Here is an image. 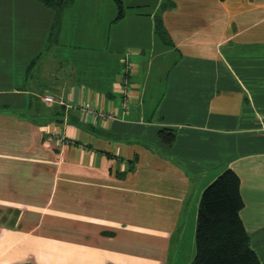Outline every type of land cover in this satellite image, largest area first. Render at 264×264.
I'll return each mask as SVG.
<instances>
[{
    "label": "crops",
    "instance_id": "obj_1",
    "mask_svg": "<svg viewBox=\"0 0 264 264\" xmlns=\"http://www.w3.org/2000/svg\"><path fill=\"white\" fill-rule=\"evenodd\" d=\"M121 1L115 20L116 0H68L60 14L41 0H0V209H17L10 227L0 221V264H135L142 209H170L171 237L174 209H197L227 168L264 264V0ZM161 129L177 133L172 145ZM53 178L71 196L74 232L32 239L38 223L11 240L29 221L16 205Z\"/></svg>",
    "mask_w": 264,
    "mask_h": 264
},
{
    "label": "rangeland",
    "instance_id": "obj_2",
    "mask_svg": "<svg viewBox=\"0 0 264 264\" xmlns=\"http://www.w3.org/2000/svg\"><path fill=\"white\" fill-rule=\"evenodd\" d=\"M128 55L130 54H127V56ZM46 62L51 65L53 63L49 60H46ZM38 105L43 110H45V108L39 102ZM63 171L65 185V166L63 167ZM49 178L50 177H48V179ZM63 189L65 192L69 191L68 188L64 187ZM28 193L30 196L27 195L26 197L28 200L27 206H16L20 212H27L29 221L21 224L20 228L22 231H17L16 234L10 235V237H13L11 240L20 239L22 234L25 232H30L29 230H31V228L36 226L38 223H40V226L36 229V231H34V233L29 235V237L32 239L35 237V233L37 236L45 238H69L71 233L74 232L71 228L72 225L70 220V212L73 206L71 196L69 197V195H62V191L60 190L58 184L54 182V178L52 181H46V191H39V189H37L35 186H32ZM202 193L203 192L200 194L202 195ZM200 199L201 197L199 200ZM151 200L158 201V199ZM74 209H86V205L80 207L75 205ZM198 209L199 206L197 209H178L176 214H174L176 212V209H174L172 222L176 220V224L175 229L172 231L171 237L170 209H142V215L144 217L142 227L145 231L148 230V232H143L142 241L138 242L140 245L139 247L142 250V254H136L135 264H191L196 254V220ZM13 210L15 211L17 209H0V221L3 223L7 222L9 216L13 214ZM55 210L61 212L60 214L62 216L59 215V217H56L54 215ZM53 220L57 221L55 227L51 224V221ZM4 225L10 227L12 223L7 222ZM5 226L0 225V233L7 235L9 231ZM168 227L169 229L167 232V237L163 239L161 232ZM154 235L158 236L155 237ZM9 246L10 249H8V251L11 253V255H16L18 251L22 249L21 241L20 243ZM128 247L134 249L135 243L132 242L130 245H128ZM58 249H60V252H62L65 257L70 259L71 247L69 245L64 244L58 246ZM152 249L159 250L158 252L152 253L154 257H158L157 261H144V258L146 257L145 254H147V252L151 251ZM127 255L129 261H131V253H127Z\"/></svg>",
    "mask_w": 264,
    "mask_h": 264
},
{
    "label": "trees",
    "instance_id": "obj_3",
    "mask_svg": "<svg viewBox=\"0 0 264 264\" xmlns=\"http://www.w3.org/2000/svg\"><path fill=\"white\" fill-rule=\"evenodd\" d=\"M41 1L58 8L60 14L68 0ZM116 3L118 14L115 20H120L124 17L125 6L121 0H116ZM58 20L59 15L56 23ZM176 137L177 133L171 129L159 132L160 141L167 145H172ZM244 207L240 177L227 168L201 195L196 224V254L191 264H261L251 247L250 233L241 217Z\"/></svg>",
    "mask_w": 264,
    "mask_h": 264
},
{
    "label": "built area",
    "instance_id": "obj_4",
    "mask_svg": "<svg viewBox=\"0 0 264 264\" xmlns=\"http://www.w3.org/2000/svg\"><path fill=\"white\" fill-rule=\"evenodd\" d=\"M124 63L126 64V71L125 72L129 73V70L131 68V63L128 60H125ZM125 82H126V84H125V89H124V95H125V97H124V105L127 107L128 103L130 101V94H129L130 93V91H129L130 89H128L129 85H128L127 81H125ZM44 101L47 104H50V105H53V104H56V103L62 104V105H66L65 102L57 101V100H55L54 98H52L50 96L44 97ZM85 107H86L87 110H90V108H91L90 105H86ZM100 114L102 116H104L105 118H107V119L113 118L115 116L114 114L106 113V112H104V113L100 112ZM61 138L62 139L60 141L63 142L64 141V137H61Z\"/></svg>",
    "mask_w": 264,
    "mask_h": 264
}]
</instances>
